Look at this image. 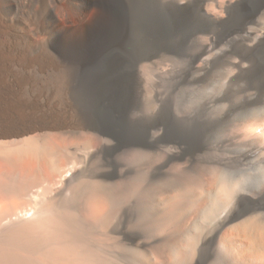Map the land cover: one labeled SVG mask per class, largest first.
I'll return each mask as SVG.
<instances>
[{"label":"bare ground","instance_id":"6f19581e","mask_svg":"<svg viewBox=\"0 0 264 264\" xmlns=\"http://www.w3.org/2000/svg\"><path fill=\"white\" fill-rule=\"evenodd\" d=\"M0 264H264V0H0Z\"/></svg>","mask_w":264,"mask_h":264}]
</instances>
